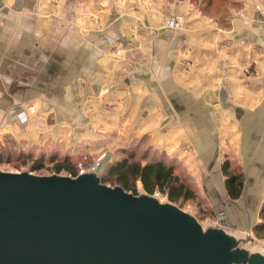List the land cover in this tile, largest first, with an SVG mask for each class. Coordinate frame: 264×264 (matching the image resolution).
<instances>
[{
  "label": "crops",
  "instance_id": "1",
  "mask_svg": "<svg viewBox=\"0 0 264 264\" xmlns=\"http://www.w3.org/2000/svg\"><path fill=\"white\" fill-rule=\"evenodd\" d=\"M171 1L0 0V136L114 158L151 144L237 229L252 208L229 207L221 165L232 151L247 202L264 199V0H234L223 24Z\"/></svg>",
  "mask_w": 264,
  "mask_h": 264
},
{
  "label": "water",
  "instance_id": "2",
  "mask_svg": "<svg viewBox=\"0 0 264 264\" xmlns=\"http://www.w3.org/2000/svg\"><path fill=\"white\" fill-rule=\"evenodd\" d=\"M242 188L239 201L225 196L229 207L252 208L234 220L250 231L262 202H247L246 182ZM220 212L224 226L205 227L175 202L97 172L0 169V264H264L262 252L241 245L250 235L227 231L235 223Z\"/></svg>",
  "mask_w": 264,
  "mask_h": 264
},
{
  "label": "trees",
  "instance_id": "3",
  "mask_svg": "<svg viewBox=\"0 0 264 264\" xmlns=\"http://www.w3.org/2000/svg\"><path fill=\"white\" fill-rule=\"evenodd\" d=\"M193 1L196 2L197 0ZM213 3H219V0H214ZM227 3L231 5L235 4V1L227 0ZM210 4L211 0H206L201 5L205 6H203L205 10L206 8L211 10L221 9L218 6L212 7ZM226 8L228 9L229 6ZM226 17L227 15L218 18L216 16L221 24L226 22ZM130 145L120 149V153L122 154L108 165L106 171L101 176L103 181L120 184L125 189L131 190L134 193H139L138 181H140L142 189L145 192L155 194L159 190L163 194H167L172 202L181 207L180 201L184 202L196 198L198 194L197 186L177 157L170 156L164 151L155 150L151 144L135 142L132 146ZM71 156L66 154L64 157L58 158L57 155H53L51 161L54 162L53 168L55 171L66 170L73 175H77L79 160L74 164ZM140 158L147 159V161L142 162ZM43 168H46L45 157L40 156L35 158L30 170L39 171ZM221 171L225 176V188H227L229 196L231 198H238L242 193L245 172H243L242 168L240 171H236L232 166L230 158H226L222 162ZM261 202L258 213L260 220L252 225L251 230L257 235L264 236V199Z\"/></svg>",
  "mask_w": 264,
  "mask_h": 264
},
{
  "label": "rangeland",
  "instance_id": "4",
  "mask_svg": "<svg viewBox=\"0 0 264 264\" xmlns=\"http://www.w3.org/2000/svg\"><path fill=\"white\" fill-rule=\"evenodd\" d=\"M131 2L135 1V0H130ZM159 2L162 1V3H164V5L162 4V6H169L170 3H172L173 1L170 2V0H158ZM206 0H197V2H200L201 4H204ZM214 0H211V6L212 7H216L218 6L219 10H211L209 8H206L205 11H202L201 14L203 16H207L209 18H213L215 20H217L218 17L221 16H229L231 9H227L226 7L231 6L228 5L227 0H219V3L215 4L213 3ZM115 3L121 4L119 2V0H115ZM174 3V2H173ZM227 3V4H226ZM204 6V5H203ZM225 6V7H222ZM205 7V6H204ZM169 12H166L163 15L164 18V24H169L171 23V16L168 14ZM217 16V18H216ZM141 19V18H140ZM135 52H137V50H132L130 52V57L132 56V54H135ZM141 58V57H140ZM139 58V59H140ZM33 115H36V118L41 117V113H37L34 112ZM41 121V120H40ZM43 133H45V131H43ZM39 139H41L39 137ZM50 139V140H49ZM49 139H45L43 141H32V144H25L23 142L24 139H18L16 138V136H13L9 133H5L2 136H0V169L3 170H12V171H18V170H30V167L33 163V161L35 160V158L43 156L45 157V167L43 169H40L39 171H35V170H31L35 173H40V174H51V173H55L57 171H55V169L53 168L54 166V162L51 161V157L53 155H57L58 158H62L64 157V155L69 154L72 155V160L74 162V164L76 163V161H78V169H79V163L81 162L82 164L86 165V166H91L94 164L98 163V174L99 175H103L104 172L106 171L107 167L109 164H111L112 162H114L115 158L109 155V152H107L106 150L102 151V152H88V151H82V150H72L71 148L67 147L66 145L64 146L63 144H61L58 140H53L51 138ZM133 143L130 145L132 146ZM121 150H119V153L117 154L119 157ZM83 155V156H82ZM228 158L231 159L232 162V166L234 167V169H236V171H240L241 170V163L239 160V157H237L236 155L234 156V153L232 151H230L228 153ZM116 157V158H117ZM138 157V155H137ZM140 160L142 162H146L147 159H141ZM180 160V159H179ZM181 162V160H180ZM185 167V166H184ZM186 169V167H185ZM187 170V169H186ZM79 171V170H78ZM232 171V170H231ZM58 173H65V174H72L66 170L60 171ZM193 179L194 184L197 186V196L196 198H194L193 200H187V201H180V203L182 204V207L186 210H188L189 212H191L196 219H199L200 222L202 223L203 226L207 227V226H212V225H221L220 219H219V215L218 212H214L215 209L213 207V205L210 203V201L208 200L207 196L204 195V193L201 191V189L198 187L197 181L194 179L193 176H191ZM245 179V178H244ZM105 182V181H104ZM112 185H116L112 182H106ZM138 190L139 193L140 192H145L142 189V184L140 181H138ZM131 191V190H130ZM133 192V191H132ZM157 193L153 194V195H157L159 197H161L162 200L164 201H171L167 194H163L162 192H160L159 190L156 191ZM214 209V211H213ZM260 220L259 216L256 222H258ZM235 227L233 226H227L226 230L232 232L233 234H236L238 237H246L247 234L250 235V238L246 239L245 241H243V243L241 244L242 247H246L247 249H249L250 251H254V252H259L260 250L264 252V236H260L257 235L254 231L250 230V231H245V229H233ZM260 251V252H261Z\"/></svg>",
  "mask_w": 264,
  "mask_h": 264
},
{
  "label": "built area",
  "instance_id": "5",
  "mask_svg": "<svg viewBox=\"0 0 264 264\" xmlns=\"http://www.w3.org/2000/svg\"><path fill=\"white\" fill-rule=\"evenodd\" d=\"M263 17H264V12H263ZM97 167H98V163L97 164H94V165H91V166H86L84 164H82L81 162L79 163V171H78V174L79 173H83V172H86V171H93V172H97L98 173V170H97ZM157 193V192H156ZM157 196V195H156ZM159 197V196H157ZM263 254L264 252L261 251ZM236 264V263H234Z\"/></svg>",
  "mask_w": 264,
  "mask_h": 264
},
{
  "label": "bare ground",
  "instance_id": "6",
  "mask_svg": "<svg viewBox=\"0 0 264 264\" xmlns=\"http://www.w3.org/2000/svg\"><path fill=\"white\" fill-rule=\"evenodd\" d=\"M161 199V197H159ZM162 200V199H161Z\"/></svg>",
  "mask_w": 264,
  "mask_h": 264
}]
</instances>
